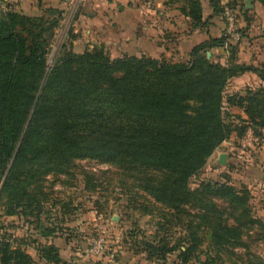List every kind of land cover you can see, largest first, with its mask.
<instances>
[{
  "label": "trees",
  "instance_id": "obj_1",
  "mask_svg": "<svg viewBox=\"0 0 264 264\" xmlns=\"http://www.w3.org/2000/svg\"><path fill=\"white\" fill-rule=\"evenodd\" d=\"M258 1L264 8V0ZM181 2V16L192 27H204L201 0ZM208 2L213 15L223 18L228 6ZM48 13L51 19L0 13V198L7 199L6 214L31 208L34 199L27 189L35 178L74 159L104 160L134 172L141 190L164 209L180 214L191 206L197 211L186 215L179 242L142 243L150 262L166 264L174 256L173 264H207L208 259H199L204 238L207 258L245 248L244 230L264 227L251 216L247 197L226 183H202L196 190L188 186L233 131L222 111L229 80L251 71L264 82V71L237 64L233 45L225 49L226 18L222 35L195 46L187 64L145 56L111 61L103 49L75 54L71 45H63V56L60 51L46 69L48 38L58 26L54 16L60 15L55 9ZM212 48L226 51L230 62L207 59ZM227 103L243 111L245 123L264 132V90L232 95ZM215 197L241 211L218 209ZM39 258L65 264L53 246ZM0 264L37 262L0 240Z\"/></svg>",
  "mask_w": 264,
  "mask_h": 264
},
{
  "label": "rangeland",
  "instance_id": "obj_2",
  "mask_svg": "<svg viewBox=\"0 0 264 264\" xmlns=\"http://www.w3.org/2000/svg\"><path fill=\"white\" fill-rule=\"evenodd\" d=\"M102 1L107 0L33 1L37 9L33 16L28 17L51 19L48 9L60 12V15L54 16L58 26L48 38L46 69H50L63 56V45H71L75 54L97 47L103 49L111 61L127 56L114 50L109 51L102 40H97L104 32L93 31V22L88 13L100 16V11L105 15V11L95 5ZM131 1L141 4L142 9L147 11L146 15H152V19L164 16L167 21L170 20L178 31L174 39L195 31L190 20L179 12L182 0ZM221 1L235 18L236 32L241 33L238 41L231 42L236 49V63L264 71V8L258 0H249L253 7L248 8V13L244 14L247 0ZM91 2L93 4L89 6ZM147 2H150L149 8ZM13 5L14 0H0V13H21ZM82 7L84 19L78 22L76 17ZM224 18L225 14L222 18L225 28ZM76 22L77 31L74 32L73 24ZM102 23L103 30H110L111 34L109 25ZM74 42H77V46ZM87 42L93 43V48L83 51ZM169 43L170 48L167 49L172 56L163 59L169 63L174 60L189 63V53L180 60L176 59L175 55L179 53L177 40ZM60 51L61 55L57 57ZM221 52L207 59L222 65L230 62L228 53ZM262 90L264 82L251 71L229 80L222 111L224 120L231 124L233 131L207 159L204 167L189 180L188 186L196 190L202 183L228 184L239 196L247 197L251 216L264 226V132L259 127L245 123L243 111L227 103L232 95L244 96ZM221 155L225 156L223 164L219 163ZM137 179L134 172L104 160L74 159L63 168L49 171L33 180L27 189L34 199L30 209L23 211L19 208L14 215H7V199L0 198V240L11 249L25 251L37 264H45L39 255L47 246H53L60 262L65 264H159L161 262L152 263L146 259L142 243L162 238L172 244L179 242L187 225L186 215H194L197 211L191 209V206L186 207V213L180 214L164 209L141 190ZM213 201L218 209L225 212L234 209L241 211V208L224 197H215ZM228 223L233 224V220L229 218ZM244 235L242 240L245 248H237L233 254L214 252L209 258L202 254L206 252L209 243L204 238L200 261L204 263L208 259L207 264H264V227L245 229ZM98 241L101 242L98 253L91 254L90 249ZM174 260V256L168 257L166 264H173ZM151 261L155 262V259Z\"/></svg>",
  "mask_w": 264,
  "mask_h": 264
},
{
  "label": "crops",
  "instance_id": "obj_3",
  "mask_svg": "<svg viewBox=\"0 0 264 264\" xmlns=\"http://www.w3.org/2000/svg\"><path fill=\"white\" fill-rule=\"evenodd\" d=\"M33 1L14 0L13 7L26 16H33L34 11L37 9L33 5ZM201 3L203 22L206 25L202 28L193 27L195 29L194 32L182 35L178 39H174L177 37L178 31L170 20L167 21L164 16L158 19H152V15L148 17L146 15L147 11L142 9L141 4L137 5L131 0H107L106 2L96 3L95 5L100 6L99 9L101 8V10L105 11V15L99 11L98 15L100 16H97L96 13H88V17L91 18V22H93V26L96 28L93 27V31L101 30L102 33L104 32L100 35V39L98 38L97 40H102L109 51L114 50L118 54L123 53L124 55L134 57L145 56L153 59H160V57L171 58L172 54L167 48H170L169 42L175 43L177 40L179 44L177 52L179 51V53L175 57L180 60L182 57H186L188 53L190 58H192L190 54L195 46L209 39L219 38L225 29L222 17L213 15L208 0H201ZM92 4V2L89 3V6H92ZM76 18L78 22L84 19L83 7L80 8ZM78 22L73 24L74 32L77 31L75 27ZM102 22L109 25L111 34H109L110 30H103ZM78 39L80 41V38ZM76 43L74 42V44ZM92 48L93 43L87 42V46L83 47L82 50H90ZM221 51L219 48H212L207 52L213 58V54H220L222 53ZM182 61L174 60L172 64H180L183 63Z\"/></svg>",
  "mask_w": 264,
  "mask_h": 264
},
{
  "label": "built area",
  "instance_id": "obj_4",
  "mask_svg": "<svg viewBox=\"0 0 264 264\" xmlns=\"http://www.w3.org/2000/svg\"><path fill=\"white\" fill-rule=\"evenodd\" d=\"M146 6H147V8H149L150 7V2H147ZM224 14H225V18H226V21H227V26H226V29H225V36L227 37V41L225 43V48H227L228 44H232L231 43L232 41H238L240 39V35L235 30V26H236L235 19H234L233 16H231L229 14L228 8H225ZM99 247H101V242L100 241H98L93 246V248L90 249V253L91 254L98 253ZM110 257L113 258V255H111Z\"/></svg>",
  "mask_w": 264,
  "mask_h": 264
},
{
  "label": "water",
  "instance_id": "obj_5",
  "mask_svg": "<svg viewBox=\"0 0 264 264\" xmlns=\"http://www.w3.org/2000/svg\"><path fill=\"white\" fill-rule=\"evenodd\" d=\"M245 3H246V6H247V9L248 8H252V4H251V2L249 0H247ZM209 57H210V53L207 52V58H209ZM224 159H225L224 155L219 156V163L223 164L224 163Z\"/></svg>",
  "mask_w": 264,
  "mask_h": 264
}]
</instances>
